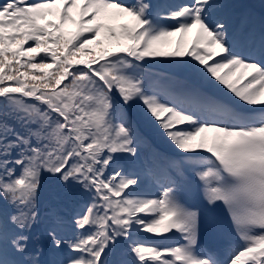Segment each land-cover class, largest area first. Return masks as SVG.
I'll use <instances>...</instances> for the list:
<instances>
[{"label": "snow or ice", "instance_id": "obj_1", "mask_svg": "<svg viewBox=\"0 0 264 264\" xmlns=\"http://www.w3.org/2000/svg\"><path fill=\"white\" fill-rule=\"evenodd\" d=\"M214 8L211 0L0 2V197L16 209L13 256L28 251L25 231L49 178L92 193L74 213L71 237L54 217L49 239L66 252L51 264H264V39L259 51L231 43ZM185 56L259 108L146 86V58ZM136 104L186 154L177 163L193 164L209 213L226 210L236 238L226 260L199 248L201 210L186 204L177 180L155 198L133 190L138 174L118 154L137 153ZM173 230L178 246L143 238ZM7 257L0 248V264H42L39 252Z\"/></svg>", "mask_w": 264, "mask_h": 264}, {"label": "rangeland", "instance_id": "obj_2", "mask_svg": "<svg viewBox=\"0 0 264 264\" xmlns=\"http://www.w3.org/2000/svg\"><path fill=\"white\" fill-rule=\"evenodd\" d=\"M203 219H201V227L199 232V239L198 243L202 248L204 249V252H206L209 256L216 260L224 261L227 259V255L220 256L219 253H216V257L212 256L213 251H217L218 249V239L214 238V232L211 227L206 226L203 224ZM233 243L236 241V239L232 240Z\"/></svg>", "mask_w": 264, "mask_h": 264}, {"label": "trees", "instance_id": "obj_3", "mask_svg": "<svg viewBox=\"0 0 264 264\" xmlns=\"http://www.w3.org/2000/svg\"><path fill=\"white\" fill-rule=\"evenodd\" d=\"M31 43V42H30ZM183 66L187 67V66H197V61L194 60V58L192 57H188L184 63H183ZM150 117V116H149ZM151 118V117H150ZM152 119V118H151ZM49 178H45L43 181H42V184H41V187L42 186H45V189H48L49 186H48V182H49ZM79 207V206H78Z\"/></svg>", "mask_w": 264, "mask_h": 264}]
</instances>
